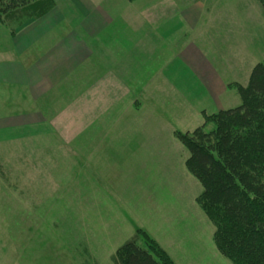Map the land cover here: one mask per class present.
<instances>
[{"label":"crops","instance_id":"crops-1","mask_svg":"<svg viewBox=\"0 0 264 264\" xmlns=\"http://www.w3.org/2000/svg\"><path fill=\"white\" fill-rule=\"evenodd\" d=\"M216 3L52 0L47 13L12 34L0 24V143L28 145L20 195L27 201L25 215L40 218L25 232L45 233L47 227L69 238L31 241L25 252L30 255L10 264H96L89 248L105 247L113 225L110 200L125 196L114 191L141 184V169L166 162L164 153L177 146L171 139L179 131L174 122L184 123L191 107L190 89L203 88L214 99L208 81L219 79L221 88L232 70L223 72L222 62L217 66V51L244 49L238 25L226 26L222 12L209 17ZM220 24L228 42L223 35L219 46L207 51ZM220 54L230 67L232 56ZM161 66L166 76L145 77ZM179 79L182 94L176 90ZM176 100L181 116L175 108L172 122L161 118L159 108ZM118 166L125 177L117 176ZM69 168L75 169L72 175L78 168L75 176L66 175ZM48 216L58 218L47 222ZM167 224L168 216L159 213L161 235L152 238L175 264L194 263L183 252L188 244ZM79 252L86 258L82 262Z\"/></svg>","mask_w":264,"mask_h":264},{"label":"rangeland","instance_id":"rangeland-1","mask_svg":"<svg viewBox=\"0 0 264 264\" xmlns=\"http://www.w3.org/2000/svg\"><path fill=\"white\" fill-rule=\"evenodd\" d=\"M213 11L209 13L210 18L215 14L217 15V12H222L219 16H225L227 19L225 20L226 26L238 25V43L244 49L243 51H217V66H220L222 62L224 64L223 72L229 71L230 68L232 70L225 73L222 79L223 87L221 86V88L220 84L216 86L220 83L219 79L208 81L213 89L211 93L214 99L210 98L209 95H205L203 88L192 87L190 89L188 93L190 99L187 100L189 103L191 102V107L188 105L184 111L185 121L184 123L174 122L175 128L179 132H189L202 126L205 123V118L210 117L220 109L239 106L238 87L247 83L250 71L255 64L264 62V14L258 0H217ZM15 19H18V16H14L10 23L17 22ZM229 19L231 21L228 22ZM224 27L220 24L218 30L213 32L215 36H212V43L209 41L210 46H208V50L206 49L207 51L215 50V47L219 46V42L222 41L224 35V29L221 30V28ZM218 36H220L219 39ZM224 38L226 39L223 40L228 42V36L224 35ZM212 46L214 48L211 49ZM148 48H151L150 44L145 48V51ZM221 52L225 53V56L228 54L232 56L233 60L230 67L225 59L221 57ZM156 71L155 73H151V70L147 71L145 77L151 74L156 76L157 73H161L163 76L167 75L162 66L157 67ZM207 73L210 77L213 74L209 68H207ZM179 81L180 79L176 80V90L182 94L183 90L179 87ZM185 90L186 88H184ZM177 106V100L173 106L167 105V102H165L159 108L158 114L161 118L164 117V119L172 122L170 119L174 115L172 110L177 108L175 113L181 116V111ZM212 126V124H205V128ZM174 132L171 139L177 146L176 149H169L164 153L166 162L160 163L158 167L141 169L140 171L143 172L139 182L141 184H127L124 188L114 191L118 194L123 192L125 196L110 200L109 209L112 212L109 219L112 220L113 225L111 231L106 233L105 247L97 248L96 245L94 247L92 245L89 248L96 264H113L110 258L111 255L122 243L139 230L148 236L147 240H151L168 256V253L151 236L159 238L161 235L156 227L157 218L159 213L162 212L168 216L166 229L171 234L173 233L177 239H183L188 244L183 252H189L188 256L194 259L192 264H232L215 247L213 242L214 226L196 203V198L201 192V186L187 172L185 168L187 152L175 139ZM151 140L155 141L153 138ZM28 149L25 142L10 146L7 143H0V264H10L20 258L23 262L24 257L30 255L25 254V252L31 250V247L27 248L31 241L52 243L53 241L59 242L61 238H64L62 240L69 239L66 235L64 237L61 235L62 233H56L46 226L48 231L45 233L25 232L26 225L37 224L40 219L39 217L25 215L24 204L27 201L24 202L23 197H21L22 194L20 195V191L23 192L24 177L28 172L23 164ZM109 168L107 167V169ZM73 170L69 168L66 175L75 176L78 168H76L74 175H72ZM116 172H118L117 176L125 177L121 167L118 166ZM85 186L88 187V185ZM105 186L109 185H104V188ZM61 204V207H64L63 203ZM47 218L46 221L50 222L51 219L54 221L58 217L48 216ZM59 219L67 218L62 217ZM175 229L177 230L175 231ZM140 240L142 245L147 242V240H143V237ZM194 242H197V248L194 245L189 246ZM76 251H79L78 246L72 248L73 254ZM80 256V262L86 259L81 253ZM169 259L171 260L170 257Z\"/></svg>","mask_w":264,"mask_h":264},{"label":"trees","instance_id":"trees-1","mask_svg":"<svg viewBox=\"0 0 264 264\" xmlns=\"http://www.w3.org/2000/svg\"><path fill=\"white\" fill-rule=\"evenodd\" d=\"M258 3L264 14V0ZM51 7L52 0H0V23L12 34ZM238 94L239 106L174 137L187 152V172L201 186L196 203L214 226L218 252L232 264H264V62L253 66ZM141 237L148 236L139 230L118 247L112 263L174 264L151 240L142 245Z\"/></svg>","mask_w":264,"mask_h":264}]
</instances>
